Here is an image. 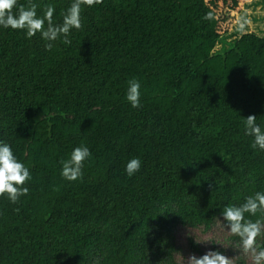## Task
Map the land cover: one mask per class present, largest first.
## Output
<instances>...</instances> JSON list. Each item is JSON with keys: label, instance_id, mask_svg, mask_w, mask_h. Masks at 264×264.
Wrapping results in <instances>:
<instances>
[{"label": "trees", "instance_id": "obj_1", "mask_svg": "<svg viewBox=\"0 0 264 264\" xmlns=\"http://www.w3.org/2000/svg\"><path fill=\"white\" fill-rule=\"evenodd\" d=\"M32 2L62 24L73 0ZM81 17L51 50L0 26V141L32 174L17 203L0 197V264H185L209 250L252 264L221 212L264 192L243 121L264 129V0H102ZM81 145L91 156L68 181L61 162Z\"/></svg>", "mask_w": 264, "mask_h": 264}, {"label": "clouds", "instance_id": "obj_2", "mask_svg": "<svg viewBox=\"0 0 264 264\" xmlns=\"http://www.w3.org/2000/svg\"><path fill=\"white\" fill-rule=\"evenodd\" d=\"M102 3V0H73L71 6L63 14L62 24L55 23L53 17L55 8L46 5L43 15L37 14L38 5L29 0L27 6L18 4V0H0V26L13 30H26L27 37L32 38L40 33L42 38L49 43L46 48L51 50L52 41L64 37L65 44H71L68 39L72 29H81L82 6H94ZM210 18V17H209ZM250 21L241 17L238 21L239 30L243 32ZM126 99L133 108L140 107V83L135 79L128 82ZM246 135L253 137L251 144L253 149L264 150V129L256 123L257 117L249 115L243 118ZM91 156L87 146L76 147L67 160L62 161L61 175L68 181L81 179L84 162ZM139 158L131 159L126 165L129 177L140 170ZM32 174L28 167L20 162L14 155L9 144L0 141V197L7 196L13 203H17L21 196L29 193L25 187L31 180ZM259 218L251 219L250 217ZM226 231L239 238L243 252L249 255L252 264H264V245L258 239L264 236V192H256L249 195L240 205H227L221 212ZM185 264H235L234 257L230 258L219 250H209L201 256L191 254L185 259Z\"/></svg>", "mask_w": 264, "mask_h": 264}, {"label": "rangeland", "instance_id": "obj_3", "mask_svg": "<svg viewBox=\"0 0 264 264\" xmlns=\"http://www.w3.org/2000/svg\"><path fill=\"white\" fill-rule=\"evenodd\" d=\"M233 2H235V0H233ZM259 8H261V7H259ZM252 24L255 25L256 23L253 22ZM258 24H259V25H263V23H262L261 21H259Z\"/></svg>", "mask_w": 264, "mask_h": 264}]
</instances>
